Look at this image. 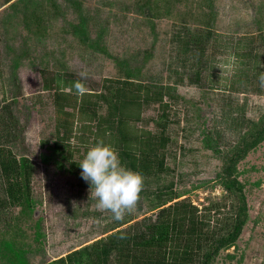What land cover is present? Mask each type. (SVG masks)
Here are the masks:
<instances>
[{
	"label": "rangeland",
	"instance_id": "374dc122",
	"mask_svg": "<svg viewBox=\"0 0 264 264\" xmlns=\"http://www.w3.org/2000/svg\"><path fill=\"white\" fill-rule=\"evenodd\" d=\"M82 21L84 38L75 28ZM122 60L141 68L136 78L170 86L176 97L165 96L164 169L144 175L135 212L115 221L97 210L88 182L67 170L68 161L59 166L42 156L55 138L54 92L75 93L82 70L89 72L87 92L101 90L104 78L124 76ZM261 72L264 0H0V146L30 160L33 210L9 201L0 171V242L22 247L29 264L47 263L117 228L137 231L136 222L154 219L151 209L169 192L196 206L204 229L218 237L234 222L241 194L240 231L208 264H264V136L237 148L242 134L251 140L264 126ZM158 109L145 105L131 129L155 131ZM83 124L76 118L70 139L75 160L95 138L94 121L88 130ZM228 168L240 190L224 187Z\"/></svg>",
	"mask_w": 264,
	"mask_h": 264
},
{
	"label": "trees",
	"instance_id": "16d2710c",
	"mask_svg": "<svg viewBox=\"0 0 264 264\" xmlns=\"http://www.w3.org/2000/svg\"><path fill=\"white\" fill-rule=\"evenodd\" d=\"M144 3L141 2V5ZM85 23L82 21L75 26L76 31L82 34V38L86 35ZM193 35L194 40H200V33ZM118 63L126 67L122 68L124 76L104 78L101 90L89 91L82 96L61 90L54 92L55 138L51 145H47L50 155H43L42 160L47 161L54 157L59 166L68 161L67 170L81 176V168L77 163L80 160L73 159L75 146L70 142L73 126L78 118L84 122L82 128L86 130L90 126L89 122L95 123L92 146L99 140L112 145L118 151L122 164L143 175L163 171L165 151L170 141L169 135L166 134L170 100L167 101L165 96L169 99L176 96L169 91L170 86H154L144 83L141 76L136 78L141 75L140 67L131 68L127 60ZM193 72L199 74L197 70ZM236 88L238 89L237 86ZM151 103H157L159 108V114L155 119L156 130L138 127L131 129V122L139 121L142 108ZM102 104L106 107L105 113L99 114L97 107ZM66 107H70L71 110H66ZM263 136L264 126L252 134L251 140L242 134L237 148L241 144L243 148L250 147ZM79 140L86 143L87 138L80 135ZM88 150L89 147L85 146L84 151ZM0 171L6 184L9 201L13 204L22 203L25 211L33 212L30 205L32 165L28 157L17 158L9 148L0 146ZM231 172L230 168L226 169L223 185L229 191H233V188L240 190L241 186L232 178ZM88 185L91 187L89 182ZM169 194L171 198L167 202H162L151 209L157 208L154 219L149 218L145 223L136 222L137 231L115 227L113 228L115 230L105 236L43 264H208L215 250L235 241L245 211L241 194L239 199L241 203L236 208L234 222L218 237L208 234L204 229L205 224L197 215L196 206L180 198L181 195H173L172 192ZM156 195L161 198L163 194H160L159 190ZM204 245L210 247V250L204 251L202 249ZM0 264L29 262L22 247L15 246L12 241L3 240L0 242Z\"/></svg>",
	"mask_w": 264,
	"mask_h": 264
},
{
	"label": "clouds",
	"instance_id": "9594fccd",
	"mask_svg": "<svg viewBox=\"0 0 264 264\" xmlns=\"http://www.w3.org/2000/svg\"><path fill=\"white\" fill-rule=\"evenodd\" d=\"M88 79V70L78 73L72 85L77 95L87 93L84 81ZM258 80L259 86L264 88V72L259 74ZM77 163L82 179L91 185L90 198L96 201L97 210L111 213L115 221H123L125 216L135 212L145 188V177L122 164L115 147L99 140Z\"/></svg>",
	"mask_w": 264,
	"mask_h": 264
}]
</instances>
